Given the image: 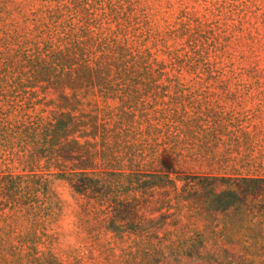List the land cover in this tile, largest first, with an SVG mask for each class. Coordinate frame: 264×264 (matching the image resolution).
I'll list each match as a JSON object with an SVG mask.
<instances>
[{"label":"rangeland","instance_id":"374dc122","mask_svg":"<svg viewBox=\"0 0 264 264\" xmlns=\"http://www.w3.org/2000/svg\"><path fill=\"white\" fill-rule=\"evenodd\" d=\"M82 31L112 69L83 67L61 103L37 74ZM62 112L82 117L99 168L159 174L141 199L159 245L137 221L116 238L54 176L53 209L0 213V264H264V183L227 211L200 207L208 177L264 179V0H0V117Z\"/></svg>","mask_w":264,"mask_h":264},{"label":"trees","instance_id":"16d2710c","mask_svg":"<svg viewBox=\"0 0 264 264\" xmlns=\"http://www.w3.org/2000/svg\"><path fill=\"white\" fill-rule=\"evenodd\" d=\"M82 33L85 37L76 42V46L69 44L67 49L49 54L47 58L52 60L48 62V72L42 76L37 74L59 95L61 103L73 99L83 67L91 74L112 69V64L102 59L106 58L104 54L88 47L91 43L88 33ZM32 74L34 78V72ZM81 118L70 112H62L48 121L26 120L13 113L0 117V213L9 210L12 217L41 215L43 206L48 204L53 209L55 195L50 187L51 177H61L86 200L88 209L104 217L108 230L115 233L116 238L131 239L133 235L126 237L125 233L129 224L137 221L140 228L134 234L138 239L151 247L155 240L159 245V237L152 234L147 224L155 220H147L141 214L142 196L158 186L150 179L159 178V174L99 168L96 161L102 152L95 151L92 143L79 140L83 136L78 135L84 134ZM11 166L24 170L19 173L2 171ZM207 179L212 183L200 207L211 212L227 211L239 205L264 183V179L248 177ZM223 186L226 189H222ZM51 208L47 210L53 213ZM143 227H146L145 232Z\"/></svg>","mask_w":264,"mask_h":264}]
</instances>
